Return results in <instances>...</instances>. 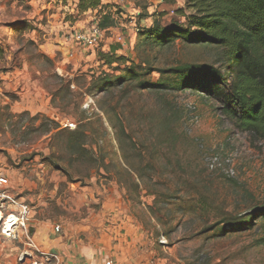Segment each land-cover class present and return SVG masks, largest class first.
<instances>
[{"label":"rangeland","instance_id":"rangeland-1","mask_svg":"<svg viewBox=\"0 0 264 264\" xmlns=\"http://www.w3.org/2000/svg\"><path fill=\"white\" fill-rule=\"evenodd\" d=\"M16 1L0 6V221L28 206L31 237L0 238V264H55L49 235L40 244L34 228L75 230L111 195L141 264H264V219L234 225L264 207V144L171 71L229 74L227 51L142 36L154 23L185 24L189 0H102L112 26L92 49L74 39L98 20L78 12L79 0ZM98 52L126 64L108 68ZM105 73L124 81L101 92L93 84Z\"/></svg>","mask_w":264,"mask_h":264},{"label":"trees","instance_id":"trees-1","mask_svg":"<svg viewBox=\"0 0 264 264\" xmlns=\"http://www.w3.org/2000/svg\"><path fill=\"white\" fill-rule=\"evenodd\" d=\"M189 2L195 14L186 16L185 24L163 27L154 23L142 36L157 45L169 42L174 36L185 43L211 44L225 49L232 66L229 74L207 65H184L171 70L172 74L177 76L181 90L203 92L218 105V112L236 131L251 134L264 144V0ZM104 8L102 0H79L78 12L95 11L98 27L107 31L112 26L113 16ZM97 57L108 68L126 64L124 58L112 52H98ZM96 81L93 85L102 92L105 88L111 90L124 81V77L113 78L105 73ZM140 85L147 87L144 83ZM254 218L264 219V207L245 215L246 220L238 219L234 225L242 229L255 221ZM225 219L222 223L231 225L233 219L230 216Z\"/></svg>","mask_w":264,"mask_h":264},{"label":"crops","instance_id":"crops-1","mask_svg":"<svg viewBox=\"0 0 264 264\" xmlns=\"http://www.w3.org/2000/svg\"><path fill=\"white\" fill-rule=\"evenodd\" d=\"M7 1L0 0V6L2 5L4 8ZM38 1L30 0L28 4L36 9ZM72 43L71 40L69 45ZM82 48L90 49L85 46ZM106 200L101 211L94 215L93 222L79 223L75 230L71 231L68 228L62 234H55L53 230L45 233L42 232L44 230L39 229L40 227L38 229L33 227L35 230L33 240H37L40 244H46V236L49 235L50 246L47 250L55 260V264H141L142 261L144 262V253L133 243V245L129 243L126 246V243L122 242V235L119 232L120 225L117 226L119 212L110 204V202H118V200L114 199L112 195ZM105 215L108 216L106 224ZM37 232L39 235L36 238ZM79 232L85 234V240H78V236L82 234ZM135 234L137 233L135 232Z\"/></svg>","mask_w":264,"mask_h":264},{"label":"built area","instance_id":"built-area-1","mask_svg":"<svg viewBox=\"0 0 264 264\" xmlns=\"http://www.w3.org/2000/svg\"><path fill=\"white\" fill-rule=\"evenodd\" d=\"M104 32L105 31L100 30L97 21H95L94 24L91 26L90 30L87 31V33L80 32L78 34H73V35H74V39L82 46L93 47L100 41V39L104 35ZM3 172H4L3 165L0 162V187L4 180ZM16 207H17L16 213L11 214L15 218L14 222L11 223L8 222L10 215H8V217H6L5 220L3 221L1 220L0 222V238H3L4 240L15 241L16 239L19 238V232L25 234L28 239L31 237V234H29L28 231L29 227L26 226V224L29 222L30 210L28 206L23 204H17ZM53 231L55 233H59L60 228L56 226L55 228H53Z\"/></svg>","mask_w":264,"mask_h":264},{"label":"bare ground","instance_id":"bare-ground-1","mask_svg":"<svg viewBox=\"0 0 264 264\" xmlns=\"http://www.w3.org/2000/svg\"><path fill=\"white\" fill-rule=\"evenodd\" d=\"M14 221H15V218L12 215H10L9 219H8V222L11 223V222H14Z\"/></svg>","mask_w":264,"mask_h":264}]
</instances>
